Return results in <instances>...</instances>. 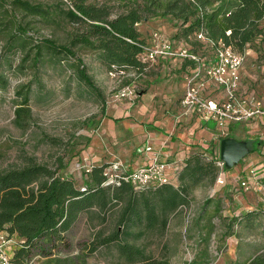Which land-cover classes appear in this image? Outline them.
<instances>
[{"label":"rangeland","instance_id":"obj_1","mask_svg":"<svg viewBox=\"0 0 264 264\" xmlns=\"http://www.w3.org/2000/svg\"><path fill=\"white\" fill-rule=\"evenodd\" d=\"M24 1L43 6L47 14L41 17L27 12L15 0H0V170L23 166L29 159L55 169L62 158L66 165L62 173L82 184L87 177L88 167L102 163L105 159L92 161V149L106 150L109 144L114 146V142L120 140L105 133L107 138L102 133L100 125L104 107L106 113H112L116 105L134 107L139 94L145 90L144 76L133 71L127 72L125 76L110 75L97 54L79 49V45L74 50L86 62L87 70L99 91L79 82L72 69L73 60L66 58L64 52L52 53L44 44L46 38L52 39L57 45L68 44L77 33L79 25H73L62 15V11L73 6L71 0ZM90 1L110 6L112 17L127 11L129 7L128 0ZM147 22L142 25L150 24ZM259 44L248 48L245 54L243 82L251 85L249 88L255 89L254 93L264 98V45L260 48ZM206 50L203 49V52ZM38 52L40 58L37 60ZM130 80L137 97L133 100L118 97ZM25 98H28L25 106L28 111L19 117L16 110ZM127 108L124 114L130 112ZM232 129L244 135L240 140H247L249 145L252 132L246 124L235 125ZM259 141L261 144L264 140ZM219 147L217 142L214 147L210 145L208 150L219 156ZM239 165L243 167L246 163L241 160ZM241 173L244 174L243 170ZM204 181L193 190L191 204L172 216L165 239L153 234L128 239L135 240L155 255L164 251L163 244L167 243L166 250L172 254L171 264H232L230 256L244 245L249 252H263L264 217L261 220L253 219L255 227L251 229H246L244 223H234L231 228L234 234L226 236L225 225L233 218L231 206L235 200L226 192L229 198L228 203H224L218 197L215 183ZM122 207V203L116 204L107 212L104 220L99 217L96 207L85 211L58 248L52 249V252L47 249L46 254L36 248L28 264L116 262L119 254L114 242L99 246L95 252H91L88 246L100 236H109L117 229H123L118 216ZM121 237H125L124 232ZM240 261L246 262L244 259Z\"/></svg>","mask_w":264,"mask_h":264},{"label":"trees","instance_id":"obj_2","mask_svg":"<svg viewBox=\"0 0 264 264\" xmlns=\"http://www.w3.org/2000/svg\"><path fill=\"white\" fill-rule=\"evenodd\" d=\"M15 1L27 12L41 17L47 14L41 5ZM71 2L73 6L62 11V15L73 25H79L77 33L68 44L57 45L48 38L44 44L52 53L64 52L66 58L72 59V69L78 81L96 92L99 88L95 86L86 62L74 47L80 45L79 49L97 54L98 60L109 71L114 69L139 74L150 64L144 61V46L149 43V38L152 39V33L157 31L155 29L160 23H168L176 29L173 43H183L187 51L200 56H203V49L214 50L220 43L240 54H246L248 48L256 47L258 43L260 48L264 45V0H128L127 11L113 17L107 4L100 5L90 0ZM155 20V24L151 23ZM145 22H150L149 28L154 30L149 38L143 37L138 27ZM200 32L213 45L200 41ZM37 55L38 60L40 53ZM193 63L195 68L196 61ZM131 83L130 80L126 85ZM27 101L28 98H25L17 108V116L28 111L25 107ZM105 115L104 107L102 116ZM259 143L258 140L249 143L251 152L259 148ZM217 157L214 151H196L185 159L173 182L143 189H137L126 181L116 185L107 184L105 171L108 165L105 163L89 167L82 184L62 173V170H66L62 158L55 169L34 159H29L23 166L2 169L0 232L12 241L7 252L15 264H28L36 248L44 254L48 253L47 249L52 252V249L58 248L85 211L96 207L99 217L104 220L109 210L122 203L118 216L123 229H117L109 236H100L90 243L89 250L95 252L99 246L114 242L119 255L112 264H171L172 254L166 250L167 243L163 244L165 250L155 255L128 238L153 234L165 239L172 216L181 212L183 206L191 204L193 190L204 180L211 184L215 182L219 169L215 164ZM232 217L225 225V235L229 237L234 234L231 229L234 223H244L246 229L254 228L253 219L261 220L264 208ZM123 232L124 238L121 237ZM232 264H264V251L257 252L246 263L237 259Z\"/></svg>","mask_w":264,"mask_h":264},{"label":"crops","instance_id":"obj_3","mask_svg":"<svg viewBox=\"0 0 264 264\" xmlns=\"http://www.w3.org/2000/svg\"><path fill=\"white\" fill-rule=\"evenodd\" d=\"M140 26L139 30L143 37H148L154 31L148 24ZM155 30L171 40L176 33V29L168 23H160ZM173 44L176 49L184 46L183 43L174 42ZM203 56L210 63L215 59V50L210 48L203 53ZM193 66L191 59L180 56L161 57L147 65L144 72L138 74L144 76L146 86L144 93L139 94L137 104L134 107L124 105L126 108L129 107L128 110L130 109L128 114H124L125 107L116 105L112 113H106L101 120L100 127H102L103 135L106 133L109 137L120 140L114 142V146L109 144L110 147L106 150L93 148L92 161L98 162L104 157L102 163L109 165L120 160L131 171L145 165L150 159L152 152L145 150L149 144L155 150L161 151L163 158L176 165L184 164L185 159L196 151L212 152L208 150V147L212 144L214 147L217 142L220 144L221 139L224 138L215 119H206L202 113L198 112L187 114L182 106L181 99L187 88V76L193 71ZM243 71L241 81L243 89L255 92V89L249 88L251 85L243 82ZM206 83L207 86L202 92L203 97L217 101L226 100L224 89L214 80L210 78ZM113 112H115L114 115ZM243 124H246L249 127L248 130L252 132L250 134L252 140H264V117ZM243 124L230 125L228 131L232 136L241 139L244 135H239V131L232 127ZM258 147L245 157V166L237 165L227 169L226 184L214 182L215 188L219 191L218 197L222 198L224 203H228L229 198L226 192L234 198L235 203L231 206V212L234 214L264 208V141ZM253 167L257 169V176L255 179L250 177L252 186L245 191L238 187L236 178L242 175V170L243 176H246L248 169ZM183 207L187 208V206ZM256 253L255 250L249 252L244 245L236 249L229 260L244 259L247 262Z\"/></svg>","mask_w":264,"mask_h":264},{"label":"built area","instance_id":"obj_4","mask_svg":"<svg viewBox=\"0 0 264 264\" xmlns=\"http://www.w3.org/2000/svg\"><path fill=\"white\" fill-rule=\"evenodd\" d=\"M151 41L144 46V61L156 62L161 57H184L196 61L194 70L187 76V88L182 100L184 111L188 113H202L206 119L214 118L223 137H228L230 125L243 124L264 117V98L256 93L244 90L242 87V71L244 69L245 54H240L230 46L219 44L214 47L215 59L207 62L205 56L190 53L186 47H174L173 41L164 37L159 31L152 33ZM200 41L205 45H213L212 41L202 32L198 33ZM128 73L123 70H112L110 75L115 77L125 76ZM214 80L226 93L225 101L206 99L202 92L207 86L208 79ZM118 97L133 100L137 97L135 88L129 84L122 89ZM145 150L152 152V156L145 165L131 171L120 160L108 165L105 171L107 184H120L126 181L137 189H143L150 185H162L173 182L182 165L171 163L163 158L161 151H157L152 145H147ZM218 166L216 181L218 184H226L227 167L220 159L216 158ZM89 168V167H88ZM257 169H248L246 176L236 178L237 185L245 191L252 186L250 177L255 179ZM12 241L0 232V264H15L7 248Z\"/></svg>","mask_w":264,"mask_h":264},{"label":"water","instance_id":"obj_5","mask_svg":"<svg viewBox=\"0 0 264 264\" xmlns=\"http://www.w3.org/2000/svg\"><path fill=\"white\" fill-rule=\"evenodd\" d=\"M219 148L220 159L228 169L239 165L240 161L251 153L247 140H240L229 135L221 139Z\"/></svg>","mask_w":264,"mask_h":264}]
</instances>
